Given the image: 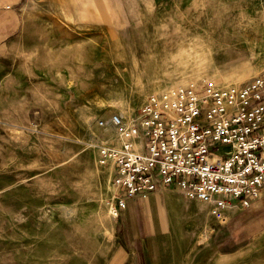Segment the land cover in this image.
I'll return each mask as SVG.
<instances>
[{"label":"rangeland","instance_id":"rangeland-1","mask_svg":"<svg viewBox=\"0 0 264 264\" xmlns=\"http://www.w3.org/2000/svg\"><path fill=\"white\" fill-rule=\"evenodd\" d=\"M50 1L23 3L0 36V264H133L99 161L111 117L131 123L153 93L264 74V0ZM251 206L217 220L198 264H264V198Z\"/></svg>","mask_w":264,"mask_h":264},{"label":"built area","instance_id":"built-area-1","mask_svg":"<svg viewBox=\"0 0 264 264\" xmlns=\"http://www.w3.org/2000/svg\"><path fill=\"white\" fill-rule=\"evenodd\" d=\"M111 123L114 142L98 151L100 164L116 172V215L160 182L214 201L220 223L227 222V209L244 210L264 198V74L243 85L207 80L153 93L131 123L121 115ZM220 144L227 150L219 151Z\"/></svg>","mask_w":264,"mask_h":264},{"label":"crops","instance_id":"crops-1","mask_svg":"<svg viewBox=\"0 0 264 264\" xmlns=\"http://www.w3.org/2000/svg\"><path fill=\"white\" fill-rule=\"evenodd\" d=\"M43 1L0 0V36L12 34V21L20 19L17 12L23 3ZM49 3L58 6L59 0ZM106 169L113 179L115 169ZM200 203L176 186L128 200L121 209L119 224L129 234L127 243L133 264H198L203 260V251L198 252V247L206 242V248L216 251L217 219L210 212L202 214ZM230 214L237 215L233 209L227 211V216ZM203 237L205 241L200 242Z\"/></svg>","mask_w":264,"mask_h":264},{"label":"bare ground","instance_id":"bare-ground-1","mask_svg":"<svg viewBox=\"0 0 264 264\" xmlns=\"http://www.w3.org/2000/svg\"><path fill=\"white\" fill-rule=\"evenodd\" d=\"M134 64H133V67H132V70L130 71V75H132V74H135V71L138 69V61H137V59L136 58H134ZM106 187V186H105Z\"/></svg>","mask_w":264,"mask_h":264}]
</instances>
